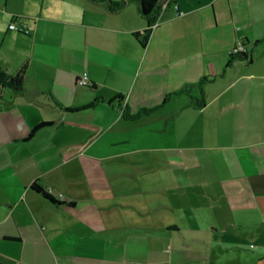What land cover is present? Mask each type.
I'll use <instances>...</instances> for the list:
<instances>
[{"label": "crops", "instance_id": "0c3cea01", "mask_svg": "<svg viewBox=\"0 0 264 264\" xmlns=\"http://www.w3.org/2000/svg\"><path fill=\"white\" fill-rule=\"evenodd\" d=\"M14 1L0 68L23 66V88L0 84V112L24 109L0 125V264H264V0H171L145 46L137 0ZM238 40L248 58L227 64Z\"/></svg>", "mask_w": 264, "mask_h": 264}, {"label": "trees", "instance_id": "16d2710c", "mask_svg": "<svg viewBox=\"0 0 264 264\" xmlns=\"http://www.w3.org/2000/svg\"><path fill=\"white\" fill-rule=\"evenodd\" d=\"M91 1L104 3L108 10L116 11L118 9L123 8L129 0H91ZM161 1L162 0H137L138 11L146 19L147 26L142 31H135L133 33V36L135 37L136 40H138V42L142 46H145L148 41V38L152 31L151 25L154 22H156L158 16L162 13L160 11ZM242 43L245 45V42L242 41ZM242 58H248V54L246 52L245 53L229 52V60L227 64H229L235 59H242ZM23 75H24L23 66L18 70V72L15 75H8L3 69L0 68V84H6L10 86L13 90L20 91L23 88ZM143 112H147V110L143 109L138 113L131 114L126 110V108H123L122 116L124 118L133 119L138 117ZM50 123L51 121H46V120L38 122L30 129L26 138H31L32 136H34L36 131H38L40 128ZM81 127L83 128L84 126ZM92 136L93 134L91 130L87 139L89 140ZM82 144L84 145L85 142H83ZM32 186L36 191L40 192L49 201L53 203H59V201L56 200L46 188H43L36 183H34Z\"/></svg>", "mask_w": 264, "mask_h": 264}, {"label": "built area", "instance_id": "2783aa9c", "mask_svg": "<svg viewBox=\"0 0 264 264\" xmlns=\"http://www.w3.org/2000/svg\"><path fill=\"white\" fill-rule=\"evenodd\" d=\"M170 2H171V0H162L160 11L163 12ZM174 6H175V8H177V5H174ZM177 14H181V12H177ZM155 25H156V22H154L151 26L154 27ZM8 27L10 29L20 31V32L25 33V34H29V32H30L24 22L17 23L15 21H12L9 23ZM230 52H232V53H245L246 52V46L242 43L241 40H239L231 48ZM76 82L80 85H87L89 83L87 74L85 72L82 73L80 76L77 77Z\"/></svg>", "mask_w": 264, "mask_h": 264}, {"label": "rangeland", "instance_id": "374dc122", "mask_svg": "<svg viewBox=\"0 0 264 264\" xmlns=\"http://www.w3.org/2000/svg\"><path fill=\"white\" fill-rule=\"evenodd\" d=\"M10 2L15 3L14 0H10ZM11 107H13L14 109L21 110V111H23L24 109V107L22 106L18 108L16 106H5V110L0 112V125L2 124L5 128L13 127V126L16 128H20L23 122L21 121L20 117L15 116V110H12Z\"/></svg>", "mask_w": 264, "mask_h": 264}]
</instances>
